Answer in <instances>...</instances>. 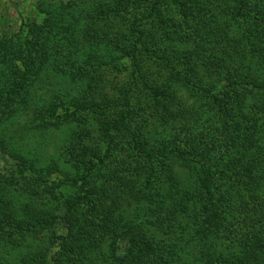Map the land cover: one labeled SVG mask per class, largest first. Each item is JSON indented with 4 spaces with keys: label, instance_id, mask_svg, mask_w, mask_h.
I'll use <instances>...</instances> for the list:
<instances>
[{
    "label": "rangeland",
    "instance_id": "obj_1",
    "mask_svg": "<svg viewBox=\"0 0 264 264\" xmlns=\"http://www.w3.org/2000/svg\"><path fill=\"white\" fill-rule=\"evenodd\" d=\"M262 13L264 0H0V264H127L129 249L139 264H159L132 244L148 237L166 247L164 264H221L239 251L236 230L196 240L209 226L197 172L175 158L162 169L140 148L153 153L199 134L210 138L205 163L222 165L235 113L241 126L264 122V89L250 82L264 83ZM238 77L245 85L231 89ZM12 86L25 88L15 104ZM52 107L75 119L48 117ZM82 149L91 169L77 160ZM259 189L257 201L234 190L236 205L255 206L264 181ZM78 196L90 200L70 213L80 234L62 254L65 202ZM39 213L58 218L23 235V221ZM104 215L113 220L96 219Z\"/></svg>",
    "mask_w": 264,
    "mask_h": 264
},
{
    "label": "trees",
    "instance_id": "obj_2",
    "mask_svg": "<svg viewBox=\"0 0 264 264\" xmlns=\"http://www.w3.org/2000/svg\"><path fill=\"white\" fill-rule=\"evenodd\" d=\"M161 3L163 0H157ZM259 16H263L264 14H258ZM257 16V15H255ZM264 28V26H263ZM140 35H144V32H141ZM35 56V55H34ZM38 57H42L38 55ZM36 58V57H35ZM34 58V59H35ZM39 64H42L44 60L38 59ZM12 64V62H11ZM25 75L31 76L35 66V60L33 62L25 63ZM14 71L17 70L16 66L13 67ZM15 73V72H14ZM28 78V77H27ZM244 80L238 77L235 80L230 79L229 87L231 89L234 88L236 90L238 87L244 86ZM250 82L255 85L254 88L261 90L264 89V83L255 82L254 80H250ZM15 85V84H14ZM24 87L15 88L12 86L8 90V98L9 102H13L15 104L14 96L23 97L22 91ZM213 97H217V95H213ZM20 105V103H17ZM234 104V103H233ZM262 106L264 107V101L261 102ZM257 112L261 114V110L259 109V105L257 106ZM228 109V105L225 107V111ZM48 117L52 119L63 117L64 120L69 121V119H75V114L73 112H69V110H64V114L60 116L57 113V109L52 107L47 109ZM236 116V126L238 125V129L234 130L237 133V137L235 136H227L226 141L231 142L230 148L225 153L223 157H218V160L223 162L222 165L210 166L205 161L207 160V145L210 138H204L196 136H189L186 140H178V142L173 143V141H164L161 145L163 148L160 151H153L150 153L148 150H144V146H142L141 153L145 156H152L151 158L158 159L161 163H164L161 167L162 169H167L169 166V159L175 158L179 164L186 166L187 170H190L191 173H196L200 177V183L202 188V194L204 195L203 207L207 211V218L208 224L207 227V234L206 236H201V233L197 235L201 236L198 237L196 240L202 238H222V234L226 233L230 230H236V236L238 237V248L239 251H234L233 253H226L223 256H219V263L221 264H264V260L262 259V253H264V198L262 201L259 200L255 206L252 208H246V205H236L238 202L234 201L233 195L234 190L242 191L243 197H254L257 201V197L259 195V187H262L264 181V122L262 124H258L260 119L247 121L250 125L245 124V126H241L244 121L243 115H238L235 113ZM235 118V117H234ZM235 121V119H234ZM245 122V121H244ZM253 126L250 131V126ZM241 131L243 133L241 134ZM243 141V142H242ZM139 146L142 144L145 147L150 142L144 141L142 143L137 142ZM78 142L76 141V147L78 149ZM74 145V144H72ZM76 150V148H74ZM138 149V150H140ZM84 149L82 152H76V155L79 156L77 159L79 163H83L84 166L91 169V162L88 164L83 159L84 156ZM212 155V154H211ZM246 161L248 167L241 166L240 164ZM99 161L102 162V159ZM166 166V167H165ZM87 172V175L90 174ZM167 173V171H166ZM166 176V175H165ZM175 175L171 172L168 173L167 179H172ZM87 182V178L85 180ZM225 181L229 182V185L225 188L228 189V196H226V192H223L222 185ZM153 184V183H150ZM148 188H152L148 187ZM88 192H93L88 189ZM95 192V191H94ZM250 194V195H249ZM94 195V194H92ZM86 200H90L88 197H84ZM83 196H78L75 200H66L65 202V213L62 216V220L67 224L70 233L58 236V241L60 245V249L58 252L62 254L67 253L66 250L68 245V238L69 236L76 237L80 234L79 231V224L76 218L70 219V213H74L77 210L78 204L83 202ZM95 204V203H92ZM161 204V203H159ZM93 206V205H92ZM257 206V207H256ZM168 212L170 214H176L177 211L180 213H185L184 209L176 208L171 209V207L167 206ZM185 207V206H182ZM256 207V208H255ZM95 206H93V209ZM97 208V207H96ZM177 210L175 213H171ZM35 219L28 218L23 221L22 226L19 227V231H22V234L26 232H34L35 234L39 231H44L46 229H50L49 227L54 224L58 216L47 214V213H39ZM13 217H10V222ZM105 218L107 221L113 220L109 218L108 215H104L102 217H97L96 219ZM3 222V221H2ZM115 224L114 221H111ZM161 224L162 235L166 236L167 230L165 231V224L159 221ZM238 225V227H237ZM240 225V227H239ZM113 230L111 231L112 235H115L118 239L122 236L121 233L115 230V227H111ZM237 228L239 230H237ZM18 230V229H17ZM35 230V231H34ZM16 231V230H15ZM18 232V231H16ZM118 232V233H117ZM197 232V231H196ZM123 233V232H122ZM206 232L204 231L203 234ZM207 239V240H208ZM142 241H136L133 239L132 244L137 249H142L144 252H154L155 256L157 257L159 264H164L165 256L163 253L165 252V248H161L158 241H155V238H145L141 239ZM52 244V241H51ZM158 244V245H157ZM210 245V243H209ZM165 246V245H164ZM158 249H163V253H159ZM63 250V251H61ZM215 257L218 255L214 253ZM32 261L37 259V256L34 257ZM124 263L127 264H139L137 262V256L133 249H129L127 253H125V259L123 260ZM22 264H27V262H22Z\"/></svg>",
    "mask_w": 264,
    "mask_h": 264
}]
</instances>
